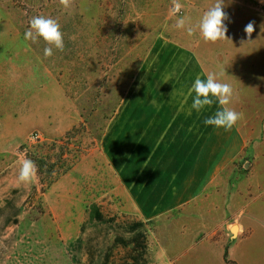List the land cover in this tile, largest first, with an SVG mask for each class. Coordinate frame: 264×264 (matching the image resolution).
<instances>
[{
	"label": "rangeland",
	"instance_id": "rangeland-1",
	"mask_svg": "<svg viewBox=\"0 0 264 264\" xmlns=\"http://www.w3.org/2000/svg\"><path fill=\"white\" fill-rule=\"evenodd\" d=\"M215 2L0 0V264H158L151 255L164 254L171 236L185 234V246L232 228L230 214L263 192L264 0H224L226 38L201 42L248 83L236 103L245 148L202 199L143 222L124 213L100 172L86 165L94 157L99 169L104 126L148 51L159 40L199 43L198 30L189 37L186 28ZM36 15L61 25L64 48L51 57L42 40H24ZM181 16L185 29L175 27ZM25 159L36 166L31 184L18 181ZM225 217L232 221L218 225Z\"/></svg>",
	"mask_w": 264,
	"mask_h": 264
},
{
	"label": "crops",
	"instance_id": "crops-1",
	"mask_svg": "<svg viewBox=\"0 0 264 264\" xmlns=\"http://www.w3.org/2000/svg\"><path fill=\"white\" fill-rule=\"evenodd\" d=\"M198 42L159 40L153 45L104 126L99 169H94V157L86 162L90 174L100 172L108 193L119 199L123 212L143 222L202 199L234 166L246 145L239 122L227 131L203 124L216 105L198 113L191 110V98L185 102L187 90L198 75L203 78L214 72L229 83L234 90L230 107L235 110L242 100V86L248 85L239 78L237 67L228 68V63L215 60L210 54L216 52L207 53L208 47L201 44L204 41ZM233 213L229 216L236 219L229 223L232 228H214L185 246V234L173 235L166 252L151 255L152 261L264 264V190ZM226 219L230 218L225 217L218 225L232 221ZM170 246L182 247L171 253Z\"/></svg>",
	"mask_w": 264,
	"mask_h": 264
},
{
	"label": "clouds",
	"instance_id": "clouds-1",
	"mask_svg": "<svg viewBox=\"0 0 264 264\" xmlns=\"http://www.w3.org/2000/svg\"><path fill=\"white\" fill-rule=\"evenodd\" d=\"M64 2V0H62ZM182 5L174 2L173 12L178 13ZM224 0H216L199 17L195 27H187L188 18L181 16L177 19L175 27L185 29L189 37L198 30L199 36L205 43H215L226 38L228 26L226 21L229 17L224 10ZM29 27L24 33V40L37 43L42 40L46 45L44 57H51L54 49L62 51L64 48L63 33L60 23L51 17L44 15L33 16L29 22ZM254 31L252 23L245 26L244 32L251 36ZM234 90L227 82H222L216 73H209L206 77L197 76L187 90L185 102L191 98V110L201 112L206 108L216 105V110L207 116L203 124L213 129L223 128L231 130L242 118V113L230 107L232 104ZM36 177V166L30 159H25L20 165L18 181L24 184H31Z\"/></svg>",
	"mask_w": 264,
	"mask_h": 264
},
{
	"label": "trees",
	"instance_id": "trees-1",
	"mask_svg": "<svg viewBox=\"0 0 264 264\" xmlns=\"http://www.w3.org/2000/svg\"><path fill=\"white\" fill-rule=\"evenodd\" d=\"M54 182V179H49L48 181L45 182L46 187L50 186Z\"/></svg>",
	"mask_w": 264,
	"mask_h": 264
},
{
	"label": "built area",
	"instance_id": "built-area-1",
	"mask_svg": "<svg viewBox=\"0 0 264 264\" xmlns=\"http://www.w3.org/2000/svg\"><path fill=\"white\" fill-rule=\"evenodd\" d=\"M33 139H35V140H40V137H39V135L34 134V135H33Z\"/></svg>",
	"mask_w": 264,
	"mask_h": 264
}]
</instances>
